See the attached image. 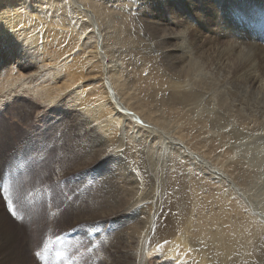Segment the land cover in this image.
I'll return each instance as SVG.
<instances>
[{"label":"bare ground","instance_id":"bare-ground-1","mask_svg":"<svg viewBox=\"0 0 264 264\" xmlns=\"http://www.w3.org/2000/svg\"><path fill=\"white\" fill-rule=\"evenodd\" d=\"M26 96L81 144L55 180L110 200L75 224L126 222L105 264H264V0H0V105Z\"/></svg>","mask_w":264,"mask_h":264},{"label":"rangeland","instance_id":"rangeland-1","mask_svg":"<svg viewBox=\"0 0 264 264\" xmlns=\"http://www.w3.org/2000/svg\"><path fill=\"white\" fill-rule=\"evenodd\" d=\"M228 16L227 3L214 23V28L218 27L224 38L229 30ZM30 99L26 96L24 103L9 100L7 105H0V233L13 231L10 245L0 247V264H105L102 252L106 251L109 239L125 221L107 217L95 223L84 219L75 224L81 209L86 211L83 217L93 209L104 213L110 200L105 197L107 194L101 195L96 190L98 187L94 183L99 174L91 170L74 172L61 177L63 180H55V166H63L55 162L61 163L67 157L66 165L74 167L81 144L64 140L62 146L54 133L57 127L63 130L64 126L61 123L54 126L50 122L49 109H43V112L37 104L34 108L28 107ZM26 134L32 139L30 144L24 140ZM14 146L16 148L12 151ZM92 195L100 203L93 205ZM8 199L22 220L11 216L6 204ZM26 235L30 236L31 246H25L21 254V240ZM65 235L70 237L65 238ZM59 237L65 238L61 246L56 240ZM1 241L0 236V246ZM55 243L67 255L57 263L53 257L57 252ZM119 257L111 256V259L120 264L122 258Z\"/></svg>","mask_w":264,"mask_h":264},{"label":"snow or ice","instance_id":"snow-or-ice-1","mask_svg":"<svg viewBox=\"0 0 264 264\" xmlns=\"http://www.w3.org/2000/svg\"><path fill=\"white\" fill-rule=\"evenodd\" d=\"M0 198H2V197H0ZM6 204H7L8 210H9V212L13 218H15L16 220H22L23 219L21 216L17 215V212L15 210V207L13 206L11 199H8L6 201ZM37 255H39V253H37Z\"/></svg>","mask_w":264,"mask_h":264}]
</instances>
